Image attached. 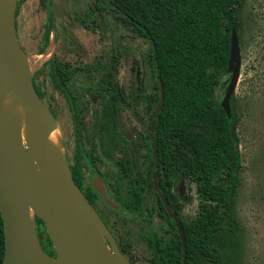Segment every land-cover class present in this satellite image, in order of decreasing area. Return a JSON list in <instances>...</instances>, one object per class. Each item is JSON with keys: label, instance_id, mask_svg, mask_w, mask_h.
I'll return each mask as SVG.
<instances>
[{"label": "rangeland", "instance_id": "rangeland-1", "mask_svg": "<svg viewBox=\"0 0 264 264\" xmlns=\"http://www.w3.org/2000/svg\"><path fill=\"white\" fill-rule=\"evenodd\" d=\"M16 7L14 0L17 38L30 72L54 58V68L63 69L68 75L69 96L56 87L47 68L38 78L42 99L50 108L53 124L59 128L67 166L76 153L77 127L85 163L82 189L91 185L93 178H103L106 197L116 206L98 194L95 208L131 263L150 264L151 250L143 236L155 234L166 242L171 226L158 207L153 189L147 188L144 193L143 212L130 211L116 200L115 161L123 153L114 148L112 158L100 155L92 135L103 93L99 77L113 67L111 85L123 91L115 102L121 134L133 148L140 178L150 177L145 140L155 109V78L148 64V42L114 10L112 0H49L46 9L38 0H25ZM47 17L52 28L44 43ZM81 20L90 27L86 28ZM240 20V70L230 100V108L236 111L233 132L237 136L240 168L233 199L218 234V250L226 257L225 264H264V0H243ZM228 79L227 72L216 86V101H221ZM161 176L160 172L158 177ZM224 176L225 172H221L218 180H225ZM170 192L178 217L192 221L198 211L196 181L181 175L170 186ZM39 228L42 246L54 252L44 226L40 224Z\"/></svg>", "mask_w": 264, "mask_h": 264}, {"label": "trees", "instance_id": "trees-1", "mask_svg": "<svg viewBox=\"0 0 264 264\" xmlns=\"http://www.w3.org/2000/svg\"><path fill=\"white\" fill-rule=\"evenodd\" d=\"M21 1H17V6ZM46 1L40 0L41 6L46 7ZM242 3L243 0H112L114 10L149 44L148 64L155 78V92L152 95L155 108L159 103L157 112L154 109L151 113L149 123L151 127L154 121L155 165L150 130L145 140L150 177L139 178L133 148L127 144L119 129L115 102L123 91L111 85L113 67L99 77L98 85L102 86L103 93L101 117L95 123V136L105 155L117 142L121 148L123 156L117 162L118 172L113 178L118 191L116 200L131 211L143 212L146 208L144 193L147 188L152 189L153 168L157 169L158 174L161 172L162 176L157 177L160 191L176 215L172 208L175 200L170 186L181 175L191 176L196 181L197 215L190 222L178 217L185 238L184 264H225L226 257L218 250V234L228 212L227 206L233 199L240 156L237 136L230 134V126L236 125V111L231 108L227 117L220 101L214 99V92L221 77L227 73L232 27L237 33L238 42L240 40ZM81 22L86 28L90 27L86 21ZM44 26V43H47L52 28L49 17ZM54 63V58H50L31 73L40 97L43 93L38 78L45 68L60 92L69 96L68 75L63 69L54 68ZM75 128L77 152L69 169L80 187L84 162L79 129ZM221 172H225V180L219 181ZM85 195L91 203L94 202L96 193L90 186ZM156 202L172 232L166 242L155 234L143 236L151 250L149 262L182 264V247L173 219L165 211L158 195ZM34 224L41 247L48 254H54L41 244L39 225H43V222L38 216H34ZM46 238L51 246L48 235ZM3 251L0 216V264Z\"/></svg>", "mask_w": 264, "mask_h": 264}, {"label": "water", "instance_id": "water-1", "mask_svg": "<svg viewBox=\"0 0 264 264\" xmlns=\"http://www.w3.org/2000/svg\"><path fill=\"white\" fill-rule=\"evenodd\" d=\"M14 0L9 7L0 0V102L7 92L14 93L33 111L35 128L23 141L18 120L0 109V216L4 237L2 264H132L118 248L111 232L75 183L66 162L42 166L40 155L45 138L55 125L50 108L33 85L27 56L20 46L14 20ZM222 25L224 22L222 21ZM240 70V47L235 29L230 31L226 71L229 79L220 106L230 116V97ZM160 92L162 90L159 83ZM162 96V94L160 95ZM159 103L155 108L157 112ZM151 146L155 165L156 142ZM234 127L230 126L233 136ZM62 163L66 170L62 169ZM153 189L173 219L185 262V238L181 222L159 190L157 169L151 174ZM105 196L100 178L92 181ZM105 200L113 206L109 199ZM38 216L51 241L54 254L41 247L35 230Z\"/></svg>", "mask_w": 264, "mask_h": 264}, {"label": "bare ground", "instance_id": "bare-ground-1", "mask_svg": "<svg viewBox=\"0 0 264 264\" xmlns=\"http://www.w3.org/2000/svg\"><path fill=\"white\" fill-rule=\"evenodd\" d=\"M9 7H12L13 0H5ZM3 78L0 79V83ZM0 109L12 118L19 119L18 124L20 128L21 138L24 141L27 134L35 128V122L33 121V110L27 106L25 102L19 100V98L12 92H7L1 102ZM59 128L54 126L48 132L45 141L44 149L41 152L40 160L42 166L47 164H56L64 162V151L60 141ZM62 169L66 170L65 165L62 163Z\"/></svg>", "mask_w": 264, "mask_h": 264}, {"label": "flooded vegetation", "instance_id": "flooded-vegetation-1", "mask_svg": "<svg viewBox=\"0 0 264 264\" xmlns=\"http://www.w3.org/2000/svg\"><path fill=\"white\" fill-rule=\"evenodd\" d=\"M18 1V0H17ZM23 1H25V0H23ZM23 1H21V2H23ZM20 2V3H21ZM38 2H39V4H40V0H38ZM48 2H49V0H47L46 1V7H43V8H47L48 7ZM20 3H19V5H20ZM18 5V6H19ZM41 5V4H40ZM18 6L16 7L17 9H18ZM16 9V10H17ZM17 12H18V10H17ZM14 20H15V18H14ZM15 30H16V23H15ZM50 33V32H49ZM16 35H17V31H16ZM18 39V38H17ZM19 42V41H18ZM20 44V43H19ZM21 46V45H20ZM41 99H42V97H41ZM43 100V99H42ZM49 107V106H48ZM100 108H101V106H100ZM100 108H99V110L98 111H96V113H95V122L93 123L94 125H93V132H92V135H93V137H94V139H95V141H97V147H98V150H99V152H100V155H103V156H105V157H107V158H112V151H113V149L114 148H119L120 150H121V148H120V146H119V144H118V142L116 143V145L114 146V147H112L111 149H110V152L107 154V155H105L103 152H101V150H100V147H99V143H98V139L96 138V136H95V123H96V121H98L99 120V118L101 117V111H100ZM116 115V118H117V114H115ZM117 121H118V118H117ZM118 125H119V122H118ZM120 129V128H119ZM75 130H76V128H75ZM150 132H151V129H150ZM75 133H76V131H75ZM81 139H79V141H80ZM77 141H76V137H75V143H76ZM81 145V144H80ZM82 147V146H81ZM83 150V149H82ZM76 152H77V144H76ZM75 155H76V153H75ZM81 155H82V153H81ZM74 158H75V156H74ZM122 158V157H121ZM120 158V159H121ZM120 159L119 160H117V161H115V163H116V165H117V162L118 161H120ZM74 161V160H73ZM82 161H83V156H82ZM84 162V161H83ZM73 163V162H72ZM85 168V163H84V167L82 168V178H83V169ZM117 169H118V166H117ZM118 172V171H117ZM116 172V173H117ZM151 174H152V172H151ZM157 177H158V173H157ZM97 178H100L101 179V182H102V184H103V178L102 177H100V176H97V177H95V178H93L92 180H91V185H88L86 188H85V190H83L82 189V181H81V186L79 187V189L81 190V192L85 195V193H86V191H87V188L90 186L92 189H93V191L96 193V195H95V198H94V202H90L93 206H94V204H95V202H96V198H97V196H98V194H100L104 199L105 198H107L106 197V194H105V196H103L101 193H99L98 191H96L95 189H94V187H93V184H92V181L93 180H95V179H97ZM140 178V177H139ZM152 180V179H151ZM103 186H104V184H103ZM104 189H105V193H106V188H105V186H104ZM152 189H153V186H152ZM154 190V189H153ZM159 190H160V188H159ZM155 191V190H154ZM155 193H156V195H158L157 194V192L155 191ZM85 197H86V195H85ZM159 197V196H158ZM87 198V197H86ZM108 199V198H107ZM106 201V200H105ZM107 202V201H106ZM108 203V202H107ZM110 204V203H109ZM114 204V203H113ZM111 205V204H110ZM113 206V205H112ZM94 208H95V206H94ZM95 210L97 211V209L95 208ZM131 211V210H130ZM135 212V211H134ZM136 212H140V211H136ZM97 213L99 214V212L97 211ZM99 216H100V214H99ZM101 217V216H100ZM101 219L103 220V218L101 217ZM103 222L105 223V221L103 220ZM105 225H106V223H105ZM107 226V225H106ZM108 228V227H107ZM109 229V228H108ZM110 231V230H109ZM111 232V231H110ZM112 234V233H111ZM113 236V235H112ZM114 238V237H113ZM114 240H115V238H114ZM116 242V241H115ZM117 244V243H116ZM118 246V245H117ZM119 248V247H118ZM120 249V248H119ZM121 251V250H120ZM122 252V251H121ZM123 253V252H122ZM123 254H125V253H123ZM126 256V255H125ZM127 257V256H126ZM128 258V257H127ZM129 259V258H128ZM129 261H130V259H129ZM131 262V261H130Z\"/></svg>", "mask_w": 264, "mask_h": 264}]
</instances>
